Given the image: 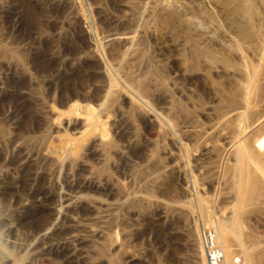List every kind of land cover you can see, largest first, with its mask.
Here are the masks:
<instances>
[{
  "label": "rangeland",
  "instance_id": "374dc122",
  "mask_svg": "<svg viewBox=\"0 0 264 264\" xmlns=\"http://www.w3.org/2000/svg\"><path fill=\"white\" fill-rule=\"evenodd\" d=\"M263 126L264 0H0V264H264Z\"/></svg>",
  "mask_w": 264,
  "mask_h": 264
},
{
  "label": "bare ground",
  "instance_id": "6f19581e",
  "mask_svg": "<svg viewBox=\"0 0 264 264\" xmlns=\"http://www.w3.org/2000/svg\"><path fill=\"white\" fill-rule=\"evenodd\" d=\"M249 140L246 139L245 141L244 140L238 141L237 153H236V157H235V164L238 166L239 172H240V180H242L243 176H246V179L244 181V185L241 182L238 189H237V193H240V194L247 192L246 187L249 183V179L247 178L248 175L250 177V175H256L258 172H261L260 165L258 164L259 161L257 162V159L258 160L261 159L264 162V152L263 151L259 152L262 149L264 150V134H263V132L261 135L254 138V140H252V141L251 140L249 141ZM261 175L264 178L263 173H261ZM248 189H249V187H248ZM233 216L234 215L231 214L229 217V219H231V221L232 220L235 221Z\"/></svg>",
  "mask_w": 264,
  "mask_h": 264
},
{
  "label": "built area",
  "instance_id": "2783aa9c",
  "mask_svg": "<svg viewBox=\"0 0 264 264\" xmlns=\"http://www.w3.org/2000/svg\"><path fill=\"white\" fill-rule=\"evenodd\" d=\"M205 231L206 234H203L201 231L202 233L200 237L205 258L209 264H219L223 257L221 247L217 241H215V236L209 230Z\"/></svg>",
  "mask_w": 264,
  "mask_h": 264
}]
</instances>
